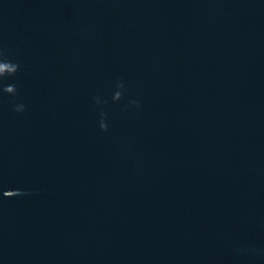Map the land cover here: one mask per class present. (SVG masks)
I'll use <instances>...</instances> for the list:
<instances>
[{"label":"water","instance_id":"1","mask_svg":"<svg viewBox=\"0 0 264 264\" xmlns=\"http://www.w3.org/2000/svg\"><path fill=\"white\" fill-rule=\"evenodd\" d=\"M0 50V264H264V0H0Z\"/></svg>","mask_w":264,"mask_h":264},{"label":"clouds","instance_id":"2","mask_svg":"<svg viewBox=\"0 0 264 264\" xmlns=\"http://www.w3.org/2000/svg\"><path fill=\"white\" fill-rule=\"evenodd\" d=\"M20 68V65L11 59L8 58V56L0 50V81H3L6 78L9 77H14L16 73L18 72ZM122 86V85H121ZM0 92L7 94L9 96H15L17 94V88L15 84H7L0 89ZM121 98V93L117 92L115 93L114 99L119 100ZM24 110L23 105H17L15 107V111L21 112ZM101 130L106 131L107 130V125L101 122L100 124ZM14 195L7 196V197H12L15 195H18L19 193L14 191Z\"/></svg>","mask_w":264,"mask_h":264}]
</instances>
